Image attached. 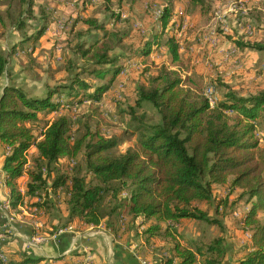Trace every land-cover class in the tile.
I'll return each mask as SVG.
<instances>
[{"label":"trees","instance_id":"16d2710c","mask_svg":"<svg viewBox=\"0 0 264 264\" xmlns=\"http://www.w3.org/2000/svg\"><path fill=\"white\" fill-rule=\"evenodd\" d=\"M37 1L18 0L35 24L13 48L10 69L0 45V83L9 78L0 96V143L8 149L3 172L10 209L21 214L25 197L31 213L44 209L49 230L39 233L47 236L59 227L77 224L104 225L115 235L147 226L135 234H142L147 242L166 241L162 249L168 257L161 258L163 264L174 260L177 264H264V88L241 91L248 89L243 83L236 87L217 78L221 99L214 108L191 87V77H183L179 70L162 65L154 74L140 65L128 74L133 75L132 96L114 101L126 129L116 133L109 126L107 130L100 122L107 113L100 104L129 62L146 64L154 45L168 49L173 65L183 62L182 41L170 33L183 17L173 14V4L160 13L149 33L140 36L133 32V19L122 20L113 11L114 7L134 11L135 0H103L91 14L72 17V13L66 35L50 41L49 48L42 45L43 38L56 23L52 18L58 7H52L56 0ZM186 1L204 18L214 5L210 0ZM259 6L263 10L264 1ZM240 9L232 21L251 25V17L237 16L247 13ZM144 17L142 21L152 24ZM23 29L19 32L25 34ZM5 32L0 27L1 36ZM233 32L223 26L219 42L232 39ZM235 46L262 52L264 40L237 41ZM22 54L27 65L15 63ZM22 75L41 83L42 93L20 84ZM41 120L45 123L39 137L31 122ZM129 138H136L137 146L116 154ZM25 175L28 182L22 194L19 181ZM242 204L241 224L250 232V240L238 247L234 263L224 234L226 224L237 230L232 217ZM189 222L201 226L199 235L182 233ZM210 227L219 234H210L214 232ZM43 261L27 248L19 255H7L3 264Z\"/></svg>","mask_w":264,"mask_h":264},{"label":"rangeland","instance_id":"374dc122","mask_svg":"<svg viewBox=\"0 0 264 264\" xmlns=\"http://www.w3.org/2000/svg\"><path fill=\"white\" fill-rule=\"evenodd\" d=\"M135 1L136 6L134 5V11H131L129 7L116 8L112 6V8L114 7V13L120 16L123 13L126 15L127 18H122V20L130 18L133 19V32L135 30L137 35L140 36L150 32L152 25H154V23H157V17H159L162 11H164L166 8L171 9L173 4L174 6H176L173 14L175 13L176 17H183V20H181L182 24H177L170 30V33L172 35H176L179 38V41H182V58L184 59L185 64L188 65V71L192 76V87L199 93L203 94L210 103H213L214 105L216 104L214 108L217 106L221 99L219 90L215 87V84L217 85V81L219 80L217 78H221L224 80L225 77V79H227L226 82L233 84L236 87H240V84L243 83L247 86L248 89H238L241 91L247 90L246 92H250L252 89V91L255 92L256 90H258L257 88H264V51L261 52L252 48H236L235 46V43L237 41H240V43H252L255 39L264 40V9L261 10V6H254V4H251L254 0H247L248 2H246V0H210V2H213L214 5L211 7V12L205 18L203 17L201 11H199L198 9H193L192 6L188 5L186 0ZM262 1L264 0H261V2ZM37 2H39L40 4H45L44 0H38ZM56 2L60 4L58 5V8L60 10L58 9L57 13L55 14V17L60 18L58 20V26H63L64 28H66L63 23H60V20L62 17L71 16L73 7L68 6V4H71L72 0H56ZM101 3L103 4V0H101ZM231 4L233 12H230ZM94 7V11H97L99 9L98 6V8L96 6ZM239 8L244 11H247V13L242 12L241 14H237V16H241L239 17L240 19L243 18V15L251 17L252 22H249L251 25L246 24L245 20H243L244 22H240L237 25L232 21L234 14L238 12ZM26 10L27 9L25 6H19L18 0H0V27L3 26L6 31L5 34H3L2 36L0 34V45L2 49L7 53L8 61H11L13 48L16 47V45H20V41L25 40L26 35H30L28 33H31L33 30L35 21L33 19H28V16L30 14H28ZM46 13L49 14L50 10H47ZM146 15L148 16L147 19L150 21V23H152L150 24L151 26L149 25V23H145L144 21H142L144 18H146L144 17ZM223 26L232 27L234 29L232 35L235 39L232 38L230 40H225L224 43L221 44L218 39L222 33ZM21 27H25V29H23V32L25 34L19 32V28ZM248 28H251V33H248ZM205 32H207V35L204 37V40H202L201 37ZM184 39L186 40L184 41ZM44 42L45 43H42V45L49 48L51 47L50 41ZM231 49H236V52H232V54H227L224 56V59L227 62H231V64H227V71L222 72L223 74H219V64H214V60L216 56L226 54V52L230 51ZM257 54L260 55V58L257 57ZM190 57L191 60L192 57H204L203 62H201L203 64L210 59V64L206 65L204 68L200 67L196 70L197 67H194L189 63ZM58 59L59 58L57 57V61L61 62V60ZM25 61H27L25 55L22 54V56H16L15 63L27 65L29 62ZM40 61L42 62V60ZM138 64L140 67V63ZM8 66L10 69V65ZM146 67H150L149 69L151 71H154V74H156V71L159 69L160 66H157L155 62L149 61L146 63ZM123 73H127V66L122 71V75ZM119 80L120 78L117 77L114 82L118 83L120 82ZM19 81L20 84H22L25 88L35 94H38L42 90L41 87H43L41 83H33V81L28 80V78L23 75L20 77ZM122 88L126 90L124 92L119 93V97L121 98V100H123L125 95H129V97L132 96L133 90L131 86L129 88H124L122 85L118 89L121 91ZM212 88H214L213 93ZM116 92L115 94L117 96L118 93ZM207 96H211L210 99H208ZM100 105L103 109V112H111L113 114L111 117L110 115H107V113L106 115L103 113V119L100 118V122L102 123L104 128L107 129L109 126H111V128L109 127L110 131H117L116 133H121L122 131H124L126 129V124H123L117 117L115 106L108 102L107 99H105L104 102H102ZM146 110H148L149 113H152V110L149 107H147ZM261 115L263 117L262 119H264V110ZM44 123L45 122L43 120L34 123L31 122L32 127L37 129L36 133L39 137L41 135V131H43L44 129ZM255 135L257 138H260L262 136L259 132L255 133ZM262 143L264 144V136ZM136 144V138H129L127 139V141L122 143L120 147H118L114 152H116V154L123 153L129 147H136ZM29 156L30 158H32L31 152L29 153ZM222 192L223 194H226V191ZM6 205H10V202H7ZM244 205L245 204H242L241 206L239 205V209L237 210L239 214L234 216L235 219L232 217L233 222L236 221L238 224L237 230L227 227L228 224H226L228 232L224 235L228 243L230 244L231 254L235 253L232 246L235 245L234 247L237 251V249H239L238 247H241L245 244V241L247 239L246 237L250 233L249 231L244 230L241 224V214H243V208L245 207ZM228 221L232 220L228 219ZM213 228L214 227H210V231L213 230ZM34 229L35 232L31 236H37V227H34ZM181 230L184 235H188V237L192 235L193 237L201 233V226L199 227L196 223L189 222L185 223L184 227H182ZM218 232V229L215 228V231L211 232L210 234H219ZM135 240H137L139 244L144 240V237L142 234L137 235L135 237ZM182 242H184V240H182ZM87 246L92 247L94 249L96 248V244L94 242L88 243ZM241 253L242 252L239 251V254ZM0 257L2 262L6 261V257L4 255H0Z\"/></svg>","mask_w":264,"mask_h":264},{"label":"crops","instance_id":"0c3cea01","mask_svg":"<svg viewBox=\"0 0 264 264\" xmlns=\"http://www.w3.org/2000/svg\"><path fill=\"white\" fill-rule=\"evenodd\" d=\"M246 2L248 1L246 0ZM260 3L261 0H256L253 1L251 4H254V6H259ZM84 4L86 12H83ZM55 5L58 7V5L60 4L55 1L52 7L54 8ZM101 5V0H90V2H85V0H72V3L68 4V6L73 7V15L71 13L72 17H79L82 15L91 14L95 12L94 6L100 7ZM55 18L53 20H56V23L52 24L48 28L43 38L45 41L59 40L66 35V31L68 28L67 21L69 17H62L60 20V23H63L66 28H64L63 26L59 27L58 20L60 18ZM232 38L235 39L234 37ZM202 40H204V38ZM182 55L183 53H181V57ZM224 56L225 54L218 55L214 60V64H219V74H223L222 72L227 71V64H231V62H227L224 59ZM257 57L260 58V55L257 54ZM58 58V60L62 61V57L60 56V54H58ZM189 60V63L192 66L197 67L196 70L200 67L204 68L206 65L210 64V59L207 60L204 64L201 63L203 62L204 57H192V60L190 57ZM149 61L155 62V64L160 67L162 65H166L170 69L179 70L183 74V77H192L190 72L188 71V65L185 64L183 58L182 63L176 65L172 64L170 53L168 52V49L165 46L154 45L152 47V52L148 57L147 62ZM10 63L11 61L9 60L8 65H10ZM140 65L141 69L146 67L145 63L141 62ZM132 76L133 75L131 74H120L118 76L120 78V82H114L113 87L108 91L102 102L107 99L108 102L114 105V101L121 99L119 97V93L121 91L118 88L122 85L123 87L126 86L127 88H129ZM224 81H227L225 77ZM36 82L37 81L33 80V83ZM8 84L9 78L8 76H6L3 79L2 83H0V96L3 93L4 87ZM41 89L43 88L41 87ZM115 92L118 93L117 96ZM41 93L42 90L38 94ZM60 113L61 112L57 114L60 115ZM32 152L33 151H31V153ZM7 154L8 149H6L0 143V255H4L5 257H7V255L9 254L19 255V253L26 251V249L28 248L32 250V253L34 255L45 258V261H43L41 264H142L143 262H146L147 264H163L161 258L165 257V259H167L168 255L166 251H163L162 249V247L166 244L165 240L153 239L150 242H147V240H145L144 238V240L139 244L137 240H135V237L137 236L135 234L136 231L142 233L147 226H142L141 228L137 229L136 231H132L131 233H120V235H115L104 225L96 227H84L78 224L72 227L62 226L58 228L55 234L49 236L44 235L45 237H47V241L44 244L39 247L30 248L28 246L27 240L35 232V229L32 225L35 220L40 221L42 225V228L39 230V232L49 230L48 225H45L43 221L44 217L46 216V213L44 209H40L38 211L34 210V212L31 213L28 210L30 201L26 197L25 203L20 206L19 209V212H21V214H19L17 210H11L7 207L9 206L6 204L7 202H10V195L9 190L6 186V175L3 172V164ZM27 182L28 177L26 175L23 176L19 181L20 191L22 194H25ZM60 206L63 213H65V207L63 205ZM58 222V220H54V224H58ZM60 230L65 231L59 233ZM248 236L246 237L247 239L245 242H248L250 240ZM87 242H94L96 244V248L94 249L92 247L87 246ZM233 250L234 252L238 251V249L237 251L235 249ZM240 255H242V253ZM236 258H238L237 254L234 255L233 262L236 260ZM177 262V260H174V264H177ZM3 263L4 262H2L0 259V264Z\"/></svg>","mask_w":264,"mask_h":264},{"label":"built area","instance_id":"2783aa9c","mask_svg":"<svg viewBox=\"0 0 264 264\" xmlns=\"http://www.w3.org/2000/svg\"><path fill=\"white\" fill-rule=\"evenodd\" d=\"M242 3H243V1H242ZM230 12H233L232 4H231V7H230ZM122 18L123 19L124 18H127L124 13L122 14ZM247 31H248V33H251V28H248ZM232 52H236V49H231L230 51L226 52L225 55L232 54ZM138 68H139V64L138 63H131V62H129L127 64V73H123V75H128L131 70L138 69ZM213 90H214V88H212V93H213ZM207 97L210 99L211 96H207ZM32 225H33V227H37V236H30L28 238V240H27V243H28V246L30 248H35V247H39L42 244H44L47 241V237H45L44 235H41L39 233V230L42 228V225H41L40 221L35 220L32 223ZM70 229H72V228H70ZM63 231H65V230H60L59 233H62ZM142 264H147V263L146 262H143Z\"/></svg>","mask_w":264,"mask_h":264},{"label":"bare ground","instance_id":"6f19581e","mask_svg":"<svg viewBox=\"0 0 264 264\" xmlns=\"http://www.w3.org/2000/svg\"><path fill=\"white\" fill-rule=\"evenodd\" d=\"M212 97H213V96H212ZM208 99H209V98H208ZM211 102H212V101H211ZM209 104L211 105V107H214V106L216 105V104L214 105L213 103H210V102H209ZM9 206H10V205H9ZM9 206H7V207L10 208ZM35 234H36V233H35ZM2 257H3V256H2ZM0 258H1V257H0Z\"/></svg>","mask_w":264,"mask_h":264}]
</instances>
